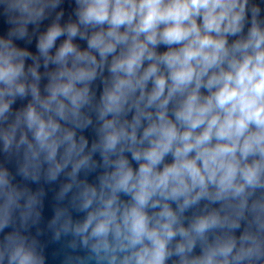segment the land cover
Listing matches in <instances>:
<instances>
[{"label": "clouds", "instance_id": "1", "mask_svg": "<svg viewBox=\"0 0 264 264\" xmlns=\"http://www.w3.org/2000/svg\"><path fill=\"white\" fill-rule=\"evenodd\" d=\"M72 2L0 0V264H264V8Z\"/></svg>", "mask_w": 264, "mask_h": 264}, {"label": "water", "instance_id": "2", "mask_svg": "<svg viewBox=\"0 0 264 264\" xmlns=\"http://www.w3.org/2000/svg\"><path fill=\"white\" fill-rule=\"evenodd\" d=\"M256 2L260 3L262 8H264V0H256ZM63 7L65 8L66 16H67V14L71 12L72 7H73L72 0H64ZM5 27L6 25L4 24V17L0 15V31H3ZM18 43L22 44V42H18ZM80 43L82 46H84V42L81 41ZM32 47L34 49V45ZM161 50H164L163 47H161ZM0 162H5V158L2 153H0ZM8 166L12 168V170L14 171V166L12 164H9ZM33 187H35V185H33ZM45 187L46 189L49 188V186L47 185ZM51 187L55 188L56 186L53 185ZM52 197H53V191L49 190L46 201H45V209H44V215L46 218L51 215ZM31 231H32V234L35 235V228H33ZM38 238L41 240L42 243L45 244V255L47 257L46 264H61L62 256L59 255L61 245L59 243H55L51 241L50 233H46L45 235L40 236Z\"/></svg>", "mask_w": 264, "mask_h": 264}]
</instances>
